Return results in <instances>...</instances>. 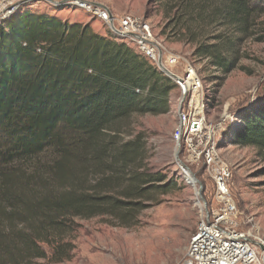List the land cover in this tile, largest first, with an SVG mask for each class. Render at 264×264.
Wrapping results in <instances>:
<instances>
[{
    "label": "trees",
    "instance_id": "trees-1",
    "mask_svg": "<svg viewBox=\"0 0 264 264\" xmlns=\"http://www.w3.org/2000/svg\"><path fill=\"white\" fill-rule=\"evenodd\" d=\"M159 1L167 39L225 74L240 66V43L264 14V0ZM177 87L90 23L29 11L0 21V264L70 259L76 219L129 224L153 193L170 192L174 181L150 169L142 136L120 140L109 130L171 112ZM240 120L233 142L264 162V95Z\"/></svg>",
    "mask_w": 264,
    "mask_h": 264
},
{
    "label": "rangeland",
    "instance_id": "rangeland-1",
    "mask_svg": "<svg viewBox=\"0 0 264 264\" xmlns=\"http://www.w3.org/2000/svg\"><path fill=\"white\" fill-rule=\"evenodd\" d=\"M73 1L0 0V21L17 11L47 13L59 15L66 22L90 23L99 32L110 34L102 20ZM88 1L103 3L118 16L132 13L146 17L169 51L182 54L196 65L203 79L207 117L215 121L229 115L219 145L231 166L229 185L238 207L239 225L264 239V162L255 147L240 146L232 140L242 123L241 114L264 95V14L240 43V52L244 53L240 66L225 74L209 60L194 56L192 45L167 39L162 31L168 19L159 0ZM179 97L177 88L169 113L135 115L122 121L117 131L109 130L120 140L142 136L150 169L168 175L174 188L166 194L153 193L145 208L133 211L129 224L122 225L117 217L106 215L76 219L73 257L60 262H51L49 257L33 264H183L202 209L211 202L216 185L204 165L186 164L200 183L188 181L187 171L177 160L172 134Z\"/></svg>",
    "mask_w": 264,
    "mask_h": 264
},
{
    "label": "built area",
    "instance_id": "built-area-1",
    "mask_svg": "<svg viewBox=\"0 0 264 264\" xmlns=\"http://www.w3.org/2000/svg\"><path fill=\"white\" fill-rule=\"evenodd\" d=\"M73 4L94 14L112 36L125 40L158 67L159 61L171 67V78L180 93L172 134L176 150L185 164L206 166L216 185L211 202L202 209L183 264H264V239L239 225L238 207L229 185L231 166L220 151L229 115L215 121L207 117L203 79L196 65L182 54L169 51L144 16H118L100 2L74 0Z\"/></svg>",
    "mask_w": 264,
    "mask_h": 264
},
{
    "label": "water",
    "instance_id": "water-1",
    "mask_svg": "<svg viewBox=\"0 0 264 264\" xmlns=\"http://www.w3.org/2000/svg\"><path fill=\"white\" fill-rule=\"evenodd\" d=\"M159 68L166 74L168 75L169 77H172L173 74L172 72L167 68L165 67L161 61H159ZM179 154V151L176 150V157H177V160L179 161L182 169H184V171H186V169H189L188 166L182 161V159H180V155ZM190 171V169H189ZM187 180L188 181H193L195 180V182L197 183H200V181L196 178V176L190 171V175L187 176ZM200 192V191H199ZM202 198V196H201Z\"/></svg>",
    "mask_w": 264,
    "mask_h": 264
},
{
    "label": "bare ground",
    "instance_id": "bare-ground-1",
    "mask_svg": "<svg viewBox=\"0 0 264 264\" xmlns=\"http://www.w3.org/2000/svg\"><path fill=\"white\" fill-rule=\"evenodd\" d=\"M166 67H167L168 69H171V67H170L169 65H168V66H166ZM186 171H187V173H186V174H187V175H190V174H189V172H188V169H186ZM186 171H185V172H186ZM193 182H194V180H193Z\"/></svg>",
    "mask_w": 264,
    "mask_h": 264
},
{
    "label": "crops",
    "instance_id": "crops-1",
    "mask_svg": "<svg viewBox=\"0 0 264 264\" xmlns=\"http://www.w3.org/2000/svg\"><path fill=\"white\" fill-rule=\"evenodd\" d=\"M92 25V24H91ZM93 27H94V25H92ZM95 28V27H94ZM95 30L97 31V32H99L96 28H95ZM99 33H101V32H99ZM101 34H104V33H101Z\"/></svg>",
    "mask_w": 264,
    "mask_h": 264
}]
</instances>
